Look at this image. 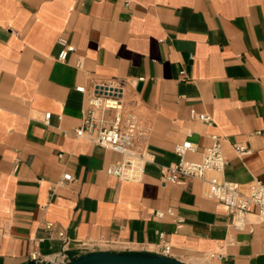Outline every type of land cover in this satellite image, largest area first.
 Instances as JSON below:
<instances>
[{
	"label": "crops",
	"instance_id": "0c3cea01",
	"mask_svg": "<svg viewBox=\"0 0 264 264\" xmlns=\"http://www.w3.org/2000/svg\"><path fill=\"white\" fill-rule=\"evenodd\" d=\"M58 39L75 48L65 62ZM108 84L152 157L140 182L108 176L121 155L74 134L86 108L75 89ZM212 136L226 166L208 178L264 180V0H0V264L71 260L81 242L159 254L158 233L185 264H264L253 215L235 229L207 183L161 182L175 144L189 140L196 161ZM63 174L73 180L58 185Z\"/></svg>",
	"mask_w": 264,
	"mask_h": 264
},
{
	"label": "built area",
	"instance_id": "2783aa9c",
	"mask_svg": "<svg viewBox=\"0 0 264 264\" xmlns=\"http://www.w3.org/2000/svg\"><path fill=\"white\" fill-rule=\"evenodd\" d=\"M57 43L61 49L55 59L65 62L68 56L75 52V48L64 39H58ZM76 67H82L80 61L76 63ZM75 91L86 95V108L82 113V123L75 130V136L86 138L103 149L121 155L120 161L107 168L108 176L119 182H140L144 166L152 160V157L138 146V141L143 134L138 129L136 115L124 107L122 87L119 84L96 85L89 90L77 87ZM49 118V113L43 116L44 124L48 123ZM190 118L207 126L212 124L211 118L205 114H196L191 111ZM211 139V145L203 149L196 161L187 158L188 154L195 153V147L189 140L175 144L173 152L178 161L162 171V184L182 186L191 180L205 182L208 185L209 197L233 216L232 225L235 229H242L248 223V216L251 215L257 219L258 223L264 225V180L254 179L248 184L246 190H242L237 182L219 180L215 177L208 178L211 174L221 175L226 166L220 139L216 136H212ZM234 151L239 156L250 152L245 146L239 145L234 146ZM72 180L70 174H63L58 185L72 182ZM153 214L158 218H163L165 215L173 217L170 210L156 211ZM175 221L179 228L181 221L177 219ZM158 239L159 254L169 256L171 246L165 240L164 234L158 233ZM100 246L95 242L79 243V248L85 253L96 252ZM206 256L209 259L220 258L218 252H209ZM31 258L46 264H64L69 261L64 255L38 260L37 256L32 254Z\"/></svg>",
	"mask_w": 264,
	"mask_h": 264
},
{
	"label": "water",
	"instance_id": "95a60500",
	"mask_svg": "<svg viewBox=\"0 0 264 264\" xmlns=\"http://www.w3.org/2000/svg\"><path fill=\"white\" fill-rule=\"evenodd\" d=\"M27 264H46L30 260ZM64 264H185L151 252H92L78 255Z\"/></svg>",
	"mask_w": 264,
	"mask_h": 264
}]
</instances>
